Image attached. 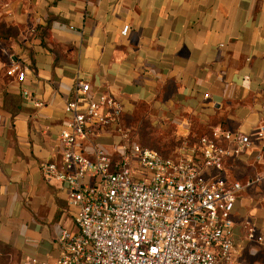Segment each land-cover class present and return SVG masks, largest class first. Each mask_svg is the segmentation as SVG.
Here are the masks:
<instances>
[{"label":"crops","instance_id":"0c3cea01","mask_svg":"<svg viewBox=\"0 0 264 264\" xmlns=\"http://www.w3.org/2000/svg\"><path fill=\"white\" fill-rule=\"evenodd\" d=\"M16 66L22 81L8 74ZM78 80L96 98L119 100L125 127L138 119L140 129L170 132L175 148L158 150L166 156L214 129L250 136L222 175L264 176V0H0V243L13 264L55 261L62 231H77L67 185L47 181L39 164L62 169L65 106ZM120 142L110 128L84 147L93 157L96 143L114 154ZM263 196L264 180L239 193L240 264L264 258L245 228L250 220L264 235Z\"/></svg>","mask_w":264,"mask_h":264},{"label":"built area","instance_id":"2783aa9c","mask_svg":"<svg viewBox=\"0 0 264 264\" xmlns=\"http://www.w3.org/2000/svg\"><path fill=\"white\" fill-rule=\"evenodd\" d=\"M8 74L25 77L18 66ZM65 112L62 169L50 161L39 168L47 181L67 185L77 231H62L55 261L29 258L21 264H240L235 205L239 193L264 176L230 182L222 171L227 157L250 148V136L214 129L166 156L133 141L119 100L96 98L82 80ZM110 128L121 136L116 154L96 143L89 157L85 140ZM257 137L264 152V131ZM245 228L247 239L264 248V235L250 220Z\"/></svg>","mask_w":264,"mask_h":264},{"label":"rangeland","instance_id":"374dc122","mask_svg":"<svg viewBox=\"0 0 264 264\" xmlns=\"http://www.w3.org/2000/svg\"><path fill=\"white\" fill-rule=\"evenodd\" d=\"M145 112V110H143ZM141 117H139L140 119ZM139 120H132L130 125L127 124V128L130 130V137L133 141L141 144L143 147L153 148L156 150L159 149H174L175 145L171 139V133L165 131L154 130L151 125L143 122L142 127L150 128L148 129H140L138 128ZM163 135V137H162ZM162 137V138H161ZM160 144V145H157ZM116 154V152H115ZM264 251H260L259 255L262 257ZM263 258V257H262ZM264 263V258L261 263ZM0 264H13V251L0 249Z\"/></svg>","mask_w":264,"mask_h":264},{"label":"trees","instance_id":"16d2710c","mask_svg":"<svg viewBox=\"0 0 264 264\" xmlns=\"http://www.w3.org/2000/svg\"><path fill=\"white\" fill-rule=\"evenodd\" d=\"M0 249L10 250V248L3 243H0Z\"/></svg>","mask_w":264,"mask_h":264}]
</instances>
